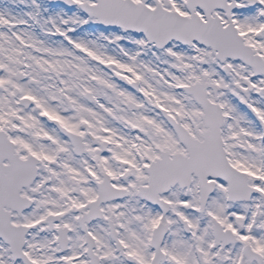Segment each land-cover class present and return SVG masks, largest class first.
<instances>
[{"label": "snow or ice", "instance_id": "obj_1", "mask_svg": "<svg viewBox=\"0 0 264 264\" xmlns=\"http://www.w3.org/2000/svg\"><path fill=\"white\" fill-rule=\"evenodd\" d=\"M0 264H264V0H3Z\"/></svg>", "mask_w": 264, "mask_h": 264}, {"label": "rangeland", "instance_id": "obj_2", "mask_svg": "<svg viewBox=\"0 0 264 264\" xmlns=\"http://www.w3.org/2000/svg\"><path fill=\"white\" fill-rule=\"evenodd\" d=\"M3 2V0H0V3H2Z\"/></svg>", "mask_w": 264, "mask_h": 264}]
</instances>
